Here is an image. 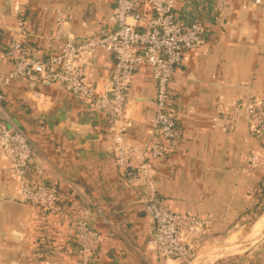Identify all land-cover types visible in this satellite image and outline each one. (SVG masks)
Masks as SVG:
<instances>
[{
	"label": "crops",
	"instance_id": "crops-1",
	"mask_svg": "<svg viewBox=\"0 0 264 264\" xmlns=\"http://www.w3.org/2000/svg\"><path fill=\"white\" fill-rule=\"evenodd\" d=\"M227 1L223 19L212 16L206 45L186 52L174 72L183 138L156 167V188L170 206L207 219L190 264H264V170L247 168L248 155L264 143L251 135L243 111L227 128L234 103L264 106V0ZM114 4L0 0V67L12 68L5 48L20 33V13L32 44L43 52L60 19L61 43L67 36L96 35ZM113 65L111 53L99 49L89 76L106 83ZM156 92L151 68L143 65L132 80L126 132L139 150L151 138ZM6 107L11 122L38 147L35 159L45 178L59 184L63 201L56 213L20 201L18 179L0 147V264H78L74 230L87 204L101 235L95 264H180L148 241L151 220L139 191L115 165L106 115L57 85L41 87L26 78L7 88Z\"/></svg>",
	"mask_w": 264,
	"mask_h": 264
},
{
	"label": "built area",
	"instance_id": "built-area-1",
	"mask_svg": "<svg viewBox=\"0 0 264 264\" xmlns=\"http://www.w3.org/2000/svg\"><path fill=\"white\" fill-rule=\"evenodd\" d=\"M227 10V0H115L108 23L96 35L67 36L61 43L65 21L60 19L43 52L32 44V34L20 13V33L5 48L12 68L0 67V147L18 179L20 201L53 213L62 209L63 201L59 184L45 178L42 165L35 159L38 147L11 122L6 107L7 88L12 81L26 78L41 87L57 85L82 99L95 113L106 115L115 165L122 179L139 191L143 212L151 220L149 243L165 258L192 263L207 219L170 206L156 188V167L158 161L176 151L183 138L174 103V72L186 52L206 45L212 16L223 19ZM99 49L111 53L114 59L106 83L89 76ZM143 65L151 68L157 92L151 138L146 149L139 150L127 142L126 132L132 80ZM231 110L228 130H232L238 112L243 111L251 135L264 143V106L238 101ZM247 168L264 170V145L248 155ZM92 214L87 204L76 220L78 264H95L100 249L101 235L92 226Z\"/></svg>",
	"mask_w": 264,
	"mask_h": 264
},
{
	"label": "trees",
	"instance_id": "trees-1",
	"mask_svg": "<svg viewBox=\"0 0 264 264\" xmlns=\"http://www.w3.org/2000/svg\"><path fill=\"white\" fill-rule=\"evenodd\" d=\"M262 211V209L260 211H258V214Z\"/></svg>",
	"mask_w": 264,
	"mask_h": 264
},
{
	"label": "bare ground",
	"instance_id": "bare-ground-1",
	"mask_svg": "<svg viewBox=\"0 0 264 264\" xmlns=\"http://www.w3.org/2000/svg\"><path fill=\"white\" fill-rule=\"evenodd\" d=\"M259 225V224H258Z\"/></svg>",
	"mask_w": 264,
	"mask_h": 264
},
{
	"label": "water",
	"instance_id": "water-1",
	"mask_svg": "<svg viewBox=\"0 0 264 264\" xmlns=\"http://www.w3.org/2000/svg\"><path fill=\"white\" fill-rule=\"evenodd\" d=\"M27 204V203H26Z\"/></svg>",
	"mask_w": 264,
	"mask_h": 264
}]
</instances>
